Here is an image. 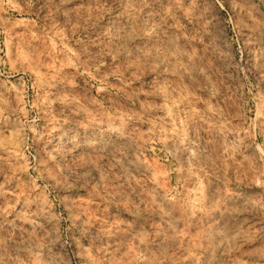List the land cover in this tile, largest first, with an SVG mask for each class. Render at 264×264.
<instances>
[{
    "label": "rangeland",
    "instance_id": "374dc122",
    "mask_svg": "<svg viewBox=\"0 0 264 264\" xmlns=\"http://www.w3.org/2000/svg\"><path fill=\"white\" fill-rule=\"evenodd\" d=\"M0 264H264V0H0Z\"/></svg>",
    "mask_w": 264,
    "mask_h": 264
}]
</instances>
